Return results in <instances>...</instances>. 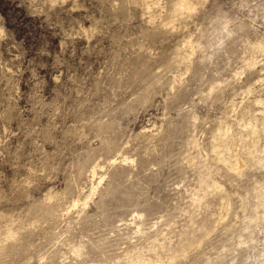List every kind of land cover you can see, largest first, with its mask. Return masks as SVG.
<instances>
[{"label": "rangeland", "instance_id": "374dc122", "mask_svg": "<svg viewBox=\"0 0 264 264\" xmlns=\"http://www.w3.org/2000/svg\"><path fill=\"white\" fill-rule=\"evenodd\" d=\"M0 262L264 264V0H0Z\"/></svg>", "mask_w": 264, "mask_h": 264}, {"label": "clouds", "instance_id": "9594fccd", "mask_svg": "<svg viewBox=\"0 0 264 264\" xmlns=\"http://www.w3.org/2000/svg\"><path fill=\"white\" fill-rule=\"evenodd\" d=\"M191 12H196V8H191L190 9ZM195 39V37H192L189 39L188 43L191 45L193 40ZM142 103L141 100V94L139 91H129L124 97L123 99L119 102V106H123V105H130L132 107H139L140 104ZM141 129L139 128V125H137V131H140ZM7 243V242H6ZM0 264H3V262H0Z\"/></svg>", "mask_w": 264, "mask_h": 264}, {"label": "bare ground", "instance_id": "6f19581e", "mask_svg": "<svg viewBox=\"0 0 264 264\" xmlns=\"http://www.w3.org/2000/svg\"><path fill=\"white\" fill-rule=\"evenodd\" d=\"M182 5H183V4H182ZM184 5H185L186 7H188L189 5H192V4H191L190 2H185ZM184 5H183V6H184ZM183 6H182V7H183ZM186 7H185V8H186ZM241 166H242V165H241Z\"/></svg>", "mask_w": 264, "mask_h": 264}]
</instances>
